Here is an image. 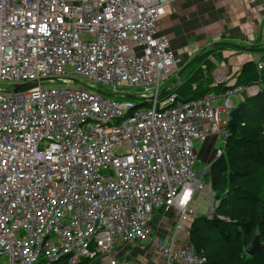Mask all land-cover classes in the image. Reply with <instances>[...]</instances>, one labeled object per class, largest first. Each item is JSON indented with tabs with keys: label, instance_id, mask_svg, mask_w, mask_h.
I'll list each match as a JSON object with an SVG mask.
<instances>
[{
	"label": "built area",
	"instance_id": "built-area-1",
	"mask_svg": "<svg viewBox=\"0 0 264 264\" xmlns=\"http://www.w3.org/2000/svg\"><path fill=\"white\" fill-rule=\"evenodd\" d=\"M174 1L0 0V257L8 264H134L116 244L147 240L164 264L205 261L187 228L220 200L204 180L209 164L196 167V143L218 133L221 155L230 97L241 102L260 86L161 97L182 63L157 33ZM127 87L144 89L139 102L125 97ZM161 212L166 222L172 215L170 227L154 238Z\"/></svg>",
	"mask_w": 264,
	"mask_h": 264
},
{
	"label": "trees",
	"instance_id": "trees-1",
	"mask_svg": "<svg viewBox=\"0 0 264 264\" xmlns=\"http://www.w3.org/2000/svg\"><path fill=\"white\" fill-rule=\"evenodd\" d=\"M217 48L203 51L161 97L175 94L178 101L186 102L211 91L219 95L253 84L260 91L239 102L236 123L224 127L228 137L223 153L214 157L206 174L220 204L213 216L200 215L190 223L187 242L205 258L203 264H264V72L259 74L257 63L247 61L235 85L212 87L217 64L211 56ZM144 105L149 103L137 107ZM257 235L262 246L250 256L247 247Z\"/></svg>",
	"mask_w": 264,
	"mask_h": 264
},
{
	"label": "crops",
	"instance_id": "crops-1",
	"mask_svg": "<svg viewBox=\"0 0 264 264\" xmlns=\"http://www.w3.org/2000/svg\"><path fill=\"white\" fill-rule=\"evenodd\" d=\"M157 33L169 39L172 51L185 65L207 47L220 43L212 46L219 48L211 56L217 64L212 72L211 86L235 85L243 64L247 61L257 63L264 56V9L260 0L255 4L249 0H177L159 22ZM218 80L221 82L218 83ZM211 92L217 94L216 91ZM220 101V96L214 98L215 104ZM215 138L221 140L216 133L202 144V149L205 146L213 149L212 156L215 153ZM165 219L163 212L158 213L156 234H164L165 228L170 227L168 218L167 222ZM124 255L118 257L126 259ZM133 257L130 255V259L126 260L138 262ZM0 264H8L7 258L0 257Z\"/></svg>",
	"mask_w": 264,
	"mask_h": 264
},
{
	"label": "rangeland",
	"instance_id": "rangeland-1",
	"mask_svg": "<svg viewBox=\"0 0 264 264\" xmlns=\"http://www.w3.org/2000/svg\"><path fill=\"white\" fill-rule=\"evenodd\" d=\"M183 60V59H182ZM183 65H185L184 61L182 62ZM69 72H70V76L76 77L72 72V67H69ZM77 79H79L77 77ZM175 79V78H174ZM173 79V80H174ZM179 80V79H178ZM176 80L175 83L178 81ZM174 83V84H175ZM173 84V85H174ZM165 87V85H163L162 89ZM106 88L111 89V87L106 86ZM125 91L130 92L131 94L135 95L136 97H138V94L142 93L144 91L143 88L141 87H127L125 89H123ZM232 100L235 102L234 107H237L240 101V96L235 95L232 97ZM136 102H139L138 99H135ZM227 119V114L225 111H222L220 114V120L222 122L226 121ZM215 153L216 150L218 148H220L222 146L221 144V140L219 139L217 141V138H215ZM202 142H197L196 143V150H197V156L203 159L202 160H197V164L196 167L198 170H200L205 163L209 164L212 162V160L215 157V153L214 156H212L213 153V149L212 148H202ZM206 149V151H204ZM211 159V161H210ZM205 181H209V179L207 177H204ZM200 209H199V213L201 214H206V211H204V209L206 208V203L202 200L200 202ZM202 211V212H201ZM172 215H167L168 219H171ZM188 231V230H187ZM157 236L156 232L154 233L153 237L155 238ZM116 248L119 249V252L117 255H120L121 257L124 255V258L126 259H130V255L134 256V259H138L136 261H133L134 264H162V260L161 258L158 256L157 254V248L155 246V244H152L151 241L147 240V241H138V242H131V243H117L116 244ZM119 257V258H121ZM91 264H102V259L101 258H97L95 260L92 261Z\"/></svg>",
	"mask_w": 264,
	"mask_h": 264
},
{
	"label": "water",
	"instance_id": "water-1",
	"mask_svg": "<svg viewBox=\"0 0 264 264\" xmlns=\"http://www.w3.org/2000/svg\"><path fill=\"white\" fill-rule=\"evenodd\" d=\"M217 44H220V43H215L214 45H211V46H209V47L215 46V45H217ZM209 47H207V48L204 49L203 51L209 49ZM203 51H201V52H200L198 55H196L191 61H189L186 65H184V67H182V68L180 69V71H179L178 74L176 75L175 79L172 80V81L170 82V84L168 85V87H166V88L164 89V91H165L167 88L171 87V86L175 83L176 80L180 79V77L182 76V74L184 73V71H185L190 65H192V64L195 62V60L198 58V56H199ZM77 81L80 82L81 84L85 85L86 87H91V86L87 85V84H86L85 82H83V81H80V80H77ZM30 86H32V85H31V84H25L24 86L21 87L22 89H21V88H20V89H21V90H25L26 88H29ZM164 91H163V92H164ZM125 97H127V98H131V99H133V100L137 99V97H136L135 95L130 94V93L125 94ZM238 114H239V108H238V107H235V108L231 111V113H230V120H229V122H228V124H227V126H228L229 128L232 127V126L236 123V120H237ZM261 246H262V243L260 242V240H259V236L257 235V236L253 239V241L251 242V244L247 247V253H248V255L253 256V255L256 253V251H257Z\"/></svg>",
	"mask_w": 264,
	"mask_h": 264
},
{
	"label": "bare ground",
	"instance_id": "bare-ground-1",
	"mask_svg": "<svg viewBox=\"0 0 264 264\" xmlns=\"http://www.w3.org/2000/svg\"><path fill=\"white\" fill-rule=\"evenodd\" d=\"M171 89V88H170Z\"/></svg>",
	"mask_w": 264,
	"mask_h": 264
}]
</instances>
